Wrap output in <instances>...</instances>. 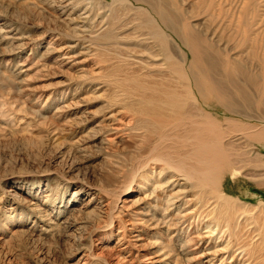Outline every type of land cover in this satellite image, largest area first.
Returning a JSON list of instances; mask_svg holds the SVG:
<instances>
[{"label":"rangeland","instance_id":"374dc122","mask_svg":"<svg viewBox=\"0 0 264 264\" xmlns=\"http://www.w3.org/2000/svg\"><path fill=\"white\" fill-rule=\"evenodd\" d=\"M12 1L9 0L8 6H5L3 1L0 2V264H156L147 256L157 249L162 251V248L165 249L164 255H171L174 264H264V238L260 237L264 235V142L248 141L240 130L243 128L241 125L225 121L226 118H233L240 124L255 126L257 129L264 127L262 86L258 87L255 83L243 81L241 78L233 84H228V89L233 94L231 96L241 112H236L237 114L226 110L217 101L219 96L213 91L210 95L212 98L197 97L202 112L219 119L225 131H229L226 138L235 139L232 149L228 145V151L232 158L237 159L234 163L230 161L229 165H221L223 170L221 169L220 182L216 188V193L218 191L220 195L228 197V201L234 206L223 205L217 200L221 198H217L214 193L211 194L213 197L199 193L198 197L193 190L176 194L174 204L165 208L164 212L158 210L160 214H152L160 219H163V214L164 222L168 224H161L162 227L159 228L161 233L156 239L163 244L159 249V246L154 245L155 238L145 234V214L135 212V205L118 207L121 202L114 198V195L120 194L118 190H125L122 181L127 175L126 170L131 173L133 165L140 158L138 154L149 145V139L136 140L131 144L133 149L130 146H119L117 150L101 144V135H94L87 129L98 118L97 113L103 100L110 94L122 92L123 87L127 88V85L121 82L124 70L108 67L104 70L106 74L101 76V69L96 71L99 74H90L87 73L88 70L82 72L80 68L75 69L77 67L70 65L68 60L64 62V59L45 58L43 53L46 48L62 51L61 43L68 38L67 33L71 32L65 30V34L56 23L45 21L51 17L54 19L53 12L58 14L57 17H64L68 12H72L70 15L76 18L75 23L80 25L87 22L88 19L80 17L86 9L81 8V3L73 5L76 0H24L28 3L27 6L36 9L35 16L29 9L18 5V0ZM98 1L106 4L112 0ZM15 4L17 8L14 11ZM96 12L98 15L95 14L97 16L90 19L92 22H96L104 10L100 8ZM38 17L43 18L40 24L37 22ZM77 34L70 37L77 41L79 47L76 52L81 50L80 54L84 57L83 66H88L92 61L100 64L96 62L97 51L90 36L92 33L80 30ZM89 39L91 41H88ZM58 45L62 47L59 49ZM89 45L92 48L88 49ZM245 46L249 47L247 44ZM257 62L255 66L258 68L254 69V72L260 73L254 76L257 77L256 81L263 84L264 59ZM89 75H93L102 86L93 92L94 94L89 86L91 83L80 86L88 82ZM95 75H98L99 80ZM77 84L80 88L71 90ZM65 87L69 91L62 94L61 90ZM102 88L108 91L103 92ZM58 108L63 109V122L68 125L61 124V118L57 121L55 119L58 118L53 117ZM74 116L76 119H73ZM56 122H59L58 129H54L56 132L53 133ZM237 133H241L244 139L236 140L239 138L235 137ZM247 152L250 154L249 162L246 160ZM257 153L261 155L256 156L254 160ZM109 176L112 183L118 185L115 190H110L111 193L114 192V195H110L115 200L100 188ZM137 176L138 174L136 178ZM138 193L130 191L128 196L122 192L121 198L134 197ZM73 194L76 196L73 197ZM103 194L106 196H102ZM187 196L191 198L190 201L186 200ZM203 197L207 200L203 201ZM37 199L41 200L38 205L29 201ZM106 201L111 204L108 206ZM111 205L114 208L110 210ZM170 216L173 218H169ZM201 216L203 218H200ZM227 216L230 218L226 219ZM119 217L123 219V223ZM171 221L175 222L176 227L172 226L166 231L165 227H170ZM137 228L142 229V238L139 240L133 235L137 234V231H134ZM253 236L257 237L254 239ZM137 241L143 245L136 244ZM241 249L245 251L242 252ZM203 251L210 253H200Z\"/></svg>","mask_w":264,"mask_h":264},{"label":"bare ground","instance_id":"6f19581e","mask_svg":"<svg viewBox=\"0 0 264 264\" xmlns=\"http://www.w3.org/2000/svg\"><path fill=\"white\" fill-rule=\"evenodd\" d=\"M1 1L4 2L5 6L9 5V0H0V2ZM21 1L19 2L18 0V5H22V7L29 9V11L34 13L33 15L37 13L35 8L27 6L28 3L26 2V4L24 0ZM36 3H34L35 6ZM78 3L82 4V6L79 5L81 8H86L83 11L85 13L80 15V17L88 19L87 22L81 23L80 25L75 23L74 21L76 18L70 15L72 12H68L64 17H57L56 15L58 14L53 12L54 19H51V17L47 19L45 23L51 21V23H56L59 28H62L65 34V30L71 32L67 33L68 38L61 43L63 47L58 45L59 49L60 47L63 48L62 51L61 49L54 50L55 48H46L43 54L47 59H64V62L68 60L70 61V65L74 64L77 67L75 69L80 68L82 72L88 70L87 73L89 72L90 74H99V72L96 71L101 69L100 75L102 76L106 74L104 70L108 67L113 70H124V77L121 78V82L126 84L127 88L123 87L122 92L110 94L106 100H103L97 113L98 118H96L93 124L89 128L87 127V129L94 135H101L100 142L107 148H119V146L122 148L124 146L131 147V144H134L136 140L140 141L142 139H147L148 141L149 139V145L144 148L143 151H138L140 152L138 154L140 158H138L133 165L131 173L126 170L127 175L122 181L125 190L123 191V188L121 191L118 190L120 194L117 196L113 194L114 192L111 193L110 190H115V187L118 185L112 183V178L110 176L105 178L100 188L106 194H112L114 198L116 197L120 200L121 203L118 207L135 205V212L145 214L146 218L144 221L147 223V225H145L147 226V228H145L147 231L145 229L143 230L147 232L145 233L146 235L155 238L153 241L154 245L157 247L159 246V249H161L163 244H160L161 242H159L156 237L161 233L159 229L162 227L161 224L167 226L168 224L164 222L165 216L163 214L161 215L163 219H160V217L157 218V216L152 214H160L161 212H158V210L164 212L163 210L165 208L174 204L173 200L176 194L184 191L187 193L191 190H193L196 196L199 194L203 196L205 194L206 196V194L211 195L214 193L217 198H221L217 200H220V203L223 205L227 204V206H234V204H230L228 197H224V195L221 194L223 198L218 191L216 193V188L218 182H220L221 169L223 170V166L221 168V165H229L230 161L234 163L237 159L232 158V154L228 151V145H230V149H232V143H234L235 139L226 138L229 131H225L226 129L223 128L219 119L211 116L209 113L202 112L201 107L197 103L199 102L197 97H201L202 99L212 98L210 95L212 94L211 91H213L219 96L217 101H219L226 110L241 113L236 106L233 96H231L233 95L231 90L228 89V84H233L241 78L243 81L255 83L258 87L262 86L261 96L264 101V83L261 84L256 81L257 77L254 76L260 73L259 71L254 72V69L258 68L257 65L255 66L256 63L258 64L257 60L264 59V0H112L106 4H101L98 0H76L73 5ZM5 6L4 8L6 9L7 7ZM14 7L15 11L17 8L16 4ZM100 8L104 10V13L96 22H94L95 20L92 22L90 19L98 15L96 11ZM65 9H68V7H65ZM21 11H23V8ZM74 15L78 16V14ZM42 19L43 18L38 17L37 22L40 24ZM82 27H87V29H82ZM80 30H87L89 34L90 32L92 33L90 36H92L94 47L97 51L96 62L100 64L92 61L88 66H83L84 57L80 54L81 50L76 52L79 46H77L76 39L71 38L73 35H78L77 33ZM63 32H61V34ZM75 37L81 38L80 36ZM88 41L91 40L89 39ZM246 44L249 47H246ZM91 45L87 48L89 49ZM51 48H53V46ZM65 68H67V66H65ZM87 76L86 74V77ZM89 78L88 82L86 81L85 84L80 86H86L88 83H91L89 86L90 88L92 87V93L98 91L102 87L99 81H96L93 75ZM93 78L95 80H92ZM121 82L118 83L122 84ZM78 84H80V82ZM78 84L72 87L71 90L79 87ZM66 88L67 87L62 88V94L68 90V88ZM102 89H104V91L102 90L103 92L108 91L105 88ZM256 107H258V105ZM62 110L60 108L56 109L53 113V117L58 118L55 119L57 121L61 118V124L68 125L63 122L65 121V113H62ZM89 110L90 109H88V111ZM92 114L94 115V112H92ZM75 117L76 116H74L73 119ZM69 118L68 120H70ZM232 119L226 118L225 121H231L238 126L241 125L243 128L240 130L243 132L245 139L250 142H264V127L257 129L255 126H249L244 123L240 124L236 119ZM58 123L59 122L54 123V128L52 129L53 133L56 132L54 129H58ZM66 130L67 128L65 131ZM235 137H239L236 138V140L244 139L241 133H237ZM118 153L119 152H117V154ZM247 154L246 160L249 162L248 157H250V154L249 152H247ZM260 155V153H257V155L255 154L254 160L256 156L260 157ZM118 168L117 166V169ZM137 174L138 179L136 178ZM149 185L151 186L149 187ZM174 187H176V189H174ZM199 189L200 191H198ZM130 191H138L139 193L134 197L121 198L122 192H125V194L129 196ZM72 196L75 197L76 194ZM102 196L106 195L103 194ZM110 197L113 198L111 195ZM114 198L113 200L116 199ZM189 199L191 198L187 196L186 200ZM202 199L204 201L205 198L203 197ZM29 201L35 205L41 203L39 199ZM109 201H106L107 205L111 204ZM205 206L207 205L205 204ZM209 207H211V205ZM112 208L114 207L111 205L110 210ZM241 213L244 214V212ZM210 214H212V211H210ZM120 215L121 214H119V216ZM230 216H227L226 219H229ZM196 217L197 215L195 218ZM169 218L172 219L173 217L170 216ZM200 218L203 217L201 216ZM121 219L122 218H120V220ZM214 221L215 220H213V222ZM171 223L172 225H170V227H165L166 231L174 226L175 222L171 221ZM174 227H176V225ZM137 229H134V231H137V234L133 235L136 236V240H139L142 238V235H140V233L142 234V229ZM213 231L214 230H212V232ZM263 236L260 237L264 238ZM136 244L140 245L138 241ZM184 244L182 246H184ZM260 244H262V242ZM258 246L260 247V245ZM162 249L165 250L164 248ZM163 250L160 251L157 249L151 252L152 254L148 255L147 258H150L156 264H174L171 255H164L163 253L165 251ZM216 250L215 252H217ZM209 251L200 253L208 254L210 253ZM244 251L245 250H242V252ZM250 252H252V250ZM246 254L248 255V253ZM261 257L263 258V256ZM262 261V263H264V260Z\"/></svg>","mask_w":264,"mask_h":264}]
</instances>
